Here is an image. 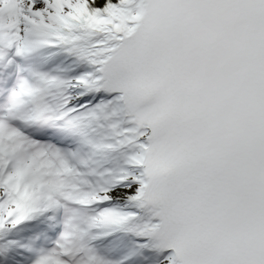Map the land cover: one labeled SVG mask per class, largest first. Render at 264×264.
<instances>
[{"label":"snow or ice","instance_id":"6c2138e0","mask_svg":"<svg viewBox=\"0 0 264 264\" xmlns=\"http://www.w3.org/2000/svg\"><path fill=\"white\" fill-rule=\"evenodd\" d=\"M0 264H264V0H0Z\"/></svg>","mask_w":264,"mask_h":264}]
</instances>
